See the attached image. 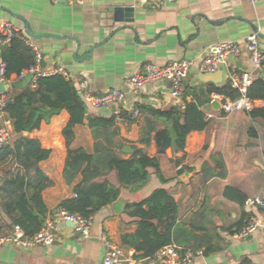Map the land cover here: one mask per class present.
Instances as JSON below:
<instances>
[{"label":"crops","instance_id":"1","mask_svg":"<svg viewBox=\"0 0 264 264\" xmlns=\"http://www.w3.org/2000/svg\"><path fill=\"white\" fill-rule=\"evenodd\" d=\"M116 3L134 9L133 22L113 21L107 8ZM2 22L10 24L24 36L26 43L39 56L42 70L63 68L67 79L73 82L80 94L79 84L82 82L86 83L91 94L112 89L125 93L124 103L114 110L111 107L103 112L90 107L87 109L88 117H108L122 110L138 111L137 117L126 119L119 116L121 121H116L123 158H130L134 148L144 151L148 157L156 153L153 140L147 147L138 143L146 115L138 108H180L185 102H195V98H199L208 126L203 131L191 132L183 151H166L169 159L180 160L182 166H188V171L162 184L149 169V179L141 190H120L117 199L121 205L120 213H115L112 203L92 217L87 240L76 235L71 224L59 222L57 218L59 204L73 197L74 185L81 180L78 176L74 183L68 185L62 175L67 156L62 130L68 123V113L62 110L30 133L12 132L11 142L20 137L36 139L41 148L50 151L48 159L39 164L51 182L41 197L47 209L45 221H57L59 232L50 247L23 249L9 243L0 244V264H102L105 252L103 236L133 258L134 251L123 246L121 241L123 235L133 234L137 229L135 221L126 215L125 207L142 201L156 189L175 192L180 206L178 224L189 229L192 228L193 217L205 205L204 215L195 222L198 228L191 230L199 235L211 234V244L218 249L195 256L188 264H241L244 261L264 264V230L259 229L246 238L230 233L243 214L251 219L262 212L249 201L264 198V121L251 118L245 112L224 113L220 105L226 98L209 92L213 87L226 85L228 71L242 70L235 63L230 62L222 70L218 83L202 82V73L197 69L213 45L232 42L238 44L241 51L234 62L250 71L253 80L264 79V68H253L245 46L247 36L253 33L264 36V0H174L171 3L167 0H82L77 4L57 0H0ZM25 26L35 39L25 35ZM258 38L264 47V37ZM1 49L0 45V65ZM89 50L92 51L86 57ZM181 60L193 61L194 67L184 81V94L180 100L170 96L168 81L146 84L140 89H132L127 84L128 78L142 72L146 64L164 67ZM0 83L16 84L15 88L10 87L0 96L4 98L7 93L33 85L34 77L26 74L19 80L13 75L6 83L0 79ZM161 127L162 123H159ZM251 128L256 131L255 137L249 134ZM73 132L69 148L93 153L94 141L87 125H76ZM202 151L200 158L189 163L190 155ZM213 158L222 161L225 177L202 179L201 168L204 165L214 167ZM107 180L118 186L114 173L109 174ZM227 188L240 192L245 197L244 204L226 195ZM8 224V218L0 210V238L12 232L13 228L6 234ZM215 234H219V238Z\"/></svg>","mask_w":264,"mask_h":264},{"label":"trees","instance_id":"2","mask_svg":"<svg viewBox=\"0 0 264 264\" xmlns=\"http://www.w3.org/2000/svg\"><path fill=\"white\" fill-rule=\"evenodd\" d=\"M36 56L24 36L16 33L1 49L5 78L9 80L13 75L18 76L35 63ZM209 92L232 101L238 97L228 82L220 88H211ZM247 95L251 100H263L264 79L253 80ZM4 103L3 113L10 120L14 134L37 130L41 123H48L62 110L68 113V123L62 130L67 148L62 175L68 185L74 183L78 176L81 180L74 185L73 197L63 200L57 210L85 219L92 218L102 207L115 202L121 189L132 192L141 190L149 179V169L154 171L162 184L188 171V166H182L180 160L169 159L166 151H183L187 136L208 126V120L200 109L203 103L199 98H195V102H185L180 108H138L141 113L146 112L138 143L147 147L153 140L156 153L148 157L144 151L134 148L131 157L125 159L120 153L122 142L118 139L117 115L88 117V108L81 94L73 82L64 76L38 77L33 85L7 93ZM119 115L126 119L132 116L123 110ZM248 115L264 121V109H254ZM159 123H162L161 128ZM83 124L87 125L94 141L91 154L81 148H69L74 138V127ZM249 134L255 137L256 131L251 128ZM203 151L190 155L189 163L200 158ZM49 155L50 151L41 148L38 140L23 137L0 149V210L9 220L6 234L18 226L25 236H33L44 224L47 209L41 194L51 182L39 164ZM212 162L214 167L204 165L201 168L202 179L225 177L222 161L213 158ZM111 173L115 174L118 186L107 180ZM227 194L244 204L245 197L240 192L227 188ZM179 207L175 192L165 189H156L142 201L126 205L125 213L135 221L137 229L133 234L123 235L121 241L123 246L134 251L133 259L152 258L161 248L171 244L183 250L201 251L202 255L217 251L218 248L211 244V234L199 235L191 230L198 228L195 222L204 215L205 205L193 217L191 229L178 224ZM249 220V216L243 214L230 233H239ZM215 237L219 238V234H215ZM241 264L249 263L244 261Z\"/></svg>","mask_w":264,"mask_h":264},{"label":"built area","instance_id":"3","mask_svg":"<svg viewBox=\"0 0 264 264\" xmlns=\"http://www.w3.org/2000/svg\"><path fill=\"white\" fill-rule=\"evenodd\" d=\"M67 3L77 4L82 0H57ZM173 2L174 0H167ZM254 2L255 0H247ZM16 30L8 23H0V45H7L10 39L16 34ZM246 50L249 54V60L254 69L264 67V47L259 43V38L256 33H253L245 39ZM241 55L240 47L232 42H219L213 45L208 53L204 56L197 69L202 74H215L220 69L230 65L229 58L234 61ZM40 58L37 55L35 63L22 71L17 79H22L26 74H32L34 82L38 77H47L61 75L67 78L63 68H55L42 70L39 65ZM194 67L193 61L181 60L167 64L164 67H158L152 64H146L140 73L133 74L127 80V84L132 89H140L146 84L155 83L158 81H168L170 83V96L180 100L184 93V81L187 79L191 69ZM0 79L6 83L5 65H0ZM227 82L231 89L237 92L238 97L235 100L225 99L221 103V110L226 113L240 111L250 113L254 109H264L263 100H251L247 93L253 82L252 73L248 70L233 69L227 72ZM81 96L87 108L100 110L102 108H114L123 104L125 101V93L120 90L112 89L101 94H91L87 91L86 83L79 84ZM4 98H0V149L11 143V122L3 113ZM116 121H121L119 117L120 111L115 113ZM132 116H138V111L131 110ZM250 205L257 206L262 211L259 216H252L247 225L237 234L239 238H246L259 229L264 230V198H255L249 201ZM59 222L72 224L73 231L82 240H87L90 237L92 218H82L78 215H70L65 211L59 210ZM59 232V224L55 220H47L42 225L41 229L33 236H25L18 226H14L12 232L0 238V244L9 243L23 249H29L36 246L50 247L55 242ZM105 246V252L102 264H188L195 256L202 255L201 251L193 252L183 250L174 244L167 245L161 248L152 258L144 260H135L128 256L124 249L113 242L109 241L105 236L102 238Z\"/></svg>","mask_w":264,"mask_h":264},{"label":"water","instance_id":"4","mask_svg":"<svg viewBox=\"0 0 264 264\" xmlns=\"http://www.w3.org/2000/svg\"><path fill=\"white\" fill-rule=\"evenodd\" d=\"M108 13L112 14V19L115 23H131L134 20V9L132 7H129L123 3H116V4H112L107 8ZM25 35L29 38L35 39L36 37L34 35H32L29 31L28 26H25ZM258 37H264V36H260L259 34H257ZM92 50L88 51V54L86 55V57H89V54L91 53ZM229 61L231 63H235V65L239 68H241L242 70H245L244 68H242V66H240L237 62H234V60L232 58H229ZM222 70L220 69L218 71L217 74H202L201 77V81L202 82H213V83H218L220 81V79L222 78ZM215 77H219V80H215ZM10 87L15 88L16 84H3L0 83V96L5 93ZM111 109L114 110V107L111 106ZM106 108H102L99 110V112H103L105 111ZM112 207L115 211V213H120L121 212V205H120V201L116 200L115 202H113ZM72 226V224H71Z\"/></svg>","mask_w":264,"mask_h":264}]
</instances>
